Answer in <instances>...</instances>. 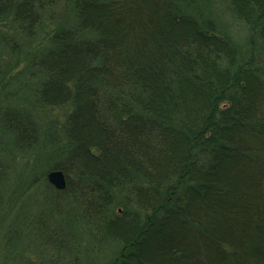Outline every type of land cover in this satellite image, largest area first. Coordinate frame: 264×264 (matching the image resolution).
Here are the masks:
<instances>
[{"label":"trees","instance_id":"obj_1","mask_svg":"<svg viewBox=\"0 0 264 264\" xmlns=\"http://www.w3.org/2000/svg\"><path fill=\"white\" fill-rule=\"evenodd\" d=\"M201 1L0 0L11 53L42 36L26 59L37 103L70 107L47 133L66 189L33 181L46 256L78 263L72 219L120 246L109 264H264V0H225L247 50ZM39 124L0 106L20 149Z\"/></svg>","mask_w":264,"mask_h":264},{"label":"rangeland","instance_id":"obj_2","mask_svg":"<svg viewBox=\"0 0 264 264\" xmlns=\"http://www.w3.org/2000/svg\"><path fill=\"white\" fill-rule=\"evenodd\" d=\"M199 6L212 15L225 32L232 35L241 49L249 48V26L232 13L225 0H203ZM194 11L199 12L197 9ZM11 29L8 21L4 19L2 22L0 19V106L7 107L10 104L33 110L44 135L39 146L24 150L17 147L13 134L0 125V164L4 171L0 183V264H33L37 261L53 264H109L116 258L120 246L109 238L97 246L88 227L77 220L71 219L68 224L72 227L70 235L73 233L75 242H80L78 263L71 259L70 252L59 254L50 249L49 252H54L46 256V247L41 240L44 233L38 223L33 229L29 228L32 218L39 217L35 214L42 212L47 201L42 198L45 188L33 183L34 177L38 173L53 171L50 170L53 159L50 156L52 148L48 143V130L59 127L70 107H44L37 103L32 92L36 79L31 76L26 59L32 50L31 45L40 42L38 40H42V36L30 41L31 45H23L20 53L13 54L4 40V35ZM55 216H49L54 225L61 222Z\"/></svg>","mask_w":264,"mask_h":264},{"label":"water","instance_id":"obj_3","mask_svg":"<svg viewBox=\"0 0 264 264\" xmlns=\"http://www.w3.org/2000/svg\"><path fill=\"white\" fill-rule=\"evenodd\" d=\"M47 178H49V181L54 184L56 188L60 190L66 189L67 177L64 171L60 169H53V171L48 173Z\"/></svg>","mask_w":264,"mask_h":264}]
</instances>
